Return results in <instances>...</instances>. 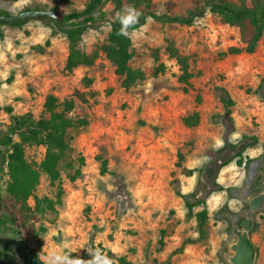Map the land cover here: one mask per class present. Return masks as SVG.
<instances>
[{
	"label": "rangeland",
	"instance_id": "1",
	"mask_svg": "<svg viewBox=\"0 0 264 264\" xmlns=\"http://www.w3.org/2000/svg\"><path fill=\"white\" fill-rule=\"evenodd\" d=\"M88 1L0 0V11L15 15L55 6L70 13L83 10ZM199 2L152 0L155 17L129 31L131 65L146 73L130 89L122 87L114 64L102 52L93 65L68 72L67 35L39 19L0 25V139L14 115L48 116L44 102L49 94L63 101L80 90L87 98H75L69 113L77 124L68 130L70 148L59 164L60 181L53 183L40 170L25 206L9 193V149L0 144V194L23 219L30 237L40 241L46 264H120V257L136 264H227L223 250L233 215L240 214V225H246L241 210L248 201L241 194L251 177L247 156L260 162L251 179L253 194L264 177V34L254 52L228 53L232 46H243L240 29L224 23L210 7L198 15ZM104 12L113 17L110 0L95 15ZM110 28V22L98 21L86 29L83 50H98ZM168 41L189 57V84L179 79ZM156 54L166 65L159 74ZM86 79H91L90 87ZM220 86L235 100L233 129L224 117ZM5 106H12V113ZM194 111L201 119L189 126L184 118ZM227 141L247 144L242 164L235 157L222 166L210 194L196 201L204 203L190 211L185 198L205 186L201 172L214 159L208 151L216 150L219 157L232 149ZM44 155L40 145L26 150L37 166ZM205 206L208 216L201 225L196 213ZM251 237L257 246L255 264H264V209L254 214ZM0 264H23L14 234L2 228Z\"/></svg>",
	"mask_w": 264,
	"mask_h": 264
},
{
	"label": "trees",
	"instance_id": "2",
	"mask_svg": "<svg viewBox=\"0 0 264 264\" xmlns=\"http://www.w3.org/2000/svg\"><path fill=\"white\" fill-rule=\"evenodd\" d=\"M110 1L113 5V17H110L107 12L101 13L99 17L95 15L105 0H89L83 10L70 13H66L55 6L51 7L57 10L61 22L79 25V27L72 30L63 31L59 29L54 19L47 15L38 18H26L17 22L0 21V25L6 23L23 24L31 19H39L46 25L63 31L67 35L69 52L65 69L68 72H72L75 68L82 65H93L99 52H102L114 64L115 72L121 80L122 87L130 89L139 81L144 80L146 73L141 68H135L131 65L133 42L129 31L143 25L148 16L155 17L156 12L152 6V0ZM208 7L218 14L224 23L240 29L243 46H232L228 49V53H252L256 50L264 34V0H250V2L248 0H240L238 4H234L230 0H200L197 9L198 15H204ZM81 17V20L73 21ZM98 21L110 22L111 28L106 41L100 45L99 49L89 53L82 48L83 34L86 29L95 25ZM2 37L3 32L0 29V38ZM46 44L49 45L50 41L47 40ZM166 49L169 55L175 59L179 67L180 81L189 84L193 78V73L190 70L189 57L183 55L171 41H168ZM155 60L158 63L155 74L164 72L166 65L160 60L158 54L155 55ZM86 81L87 86L90 87L91 79H86ZM218 90L221 95L220 101L225 110L224 117L226 118L227 124L233 129L234 118L232 113L235 100L225 86H220ZM84 95L85 93L80 92V90H76L74 93V97L82 102L87 100ZM75 98L60 101L57 96L49 94L44 102V110L48 113V116L35 118L30 113L14 115L13 124L3 133V137L0 139V144L9 149L7 155L10 176L8 185L9 193L15 201L23 203L24 206L27 205L28 199L33 195L39 183L40 170L45 171L53 183L60 181L61 172L59 164L65 158L70 148L68 130L77 124L75 119L69 114L76 105ZM1 109L2 107L0 106ZM4 109L9 113L13 111L12 106H5ZM200 119V113L194 111L191 115L184 118V122L189 126H194L200 122ZM33 145H40L45 148V155L39 166H37L36 162L29 161L26 156L27 148ZM225 146L239 150L223 166L231 162L235 157H240L238 163L242 164V159L244 158L243 152L247 148V144L241 143V145H235L227 141L225 142ZM208 154L212 158H216L217 151L209 150ZM259 165V161L247 156L246 167L253 178L256 176ZM104 167H106V160L103 161V172L106 171ZM184 171L188 174L193 172L192 169L187 168ZM80 173V169H78L77 175ZM216 184L217 182L214 183V185ZM59 187L61 193L62 187L60 185ZM177 193L184 197V194L180 190ZM0 197L2 207L5 206L6 208L5 210L2 209L0 213V228L14 234L17 248L22 255L23 264H46L41 256L40 241L30 237L23 219L17 212L10 210L4 204V198L1 194ZM185 199L190 211L196 204L204 203L203 199L198 202H189L187 197ZM207 216L208 209L206 206L196 213V217L201 225L207 219ZM113 255L112 252L108 254L110 258ZM118 261L120 264H136L126 257H120Z\"/></svg>",
	"mask_w": 264,
	"mask_h": 264
},
{
	"label": "water",
	"instance_id": "3",
	"mask_svg": "<svg viewBox=\"0 0 264 264\" xmlns=\"http://www.w3.org/2000/svg\"><path fill=\"white\" fill-rule=\"evenodd\" d=\"M47 15L54 19L59 29L63 31L76 29L78 24L64 23L59 20L58 12L54 8L49 9H25L18 14L8 15L0 11V21L17 22L26 18H38ZM239 149H228L219 157L212 159L202 169L201 181L204 187L196 192L195 196L187 197L189 202H196L199 198L207 197L214 183L217 181L219 172L224 163L233 158ZM251 179L241 196L248 201V207L241 210V214L246 218V225L239 224L240 214H235L231 220V228L226 239L227 249L223 250L227 264H255L257 259V246L251 237L254 228V214L258 210L264 209V177L260 184V189L255 195H251ZM2 212V202L0 197V213Z\"/></svg>",
	"mask_w": 264,
	"mask_h": 264
},
{
	"label": "flooded vegetation",
	"instance_id": "4",
	"mask_svg": "<svg viewBox=\"0 0 264 264\" xmlns=\"http://www.w3.org/2000/svg\"><path fill=\"white\" fill-rule=\"evenodd\" d=\"M250 189H251V188H250ZM251 195H255V194H253L252 191H251ZM239 221H240V219H239ZM239 224H240V223H239ZM242 227H243V226H242Z\"/></svg>",
	"mask_w": 264,
	"mask_h": 264
}]
</instances>
